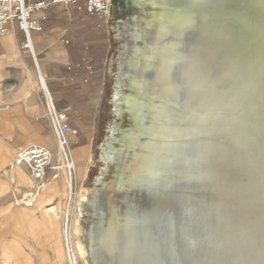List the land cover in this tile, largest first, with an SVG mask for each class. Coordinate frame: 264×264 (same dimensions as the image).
I'll use <instances>...</instances> for the list:
<instances>
[{
  "label": "rangeland",
  "instance_id": "374dc122",
  "mask_svg": "<svg viewBox=\"0 0 264 264\" xmlns=\"http://www.w3.org/2000/svg\"><path fill=\"white\" fill-rule=\"evenodd\" d=\"M136 1L112 0L111 15L119 25V38L110 60L108 103L94 155V168L85 184H71V194L65 205L63 237L64 246L71 250L68 262L126 264L122 254L129 244L131 249L135 245L136 250L130 249L129 254L130 259L134 257L131 262L134 264L140 249L145 254L155 248L148 215L156 208L161 216L166 214L168 230L166 253L162 239L156 251L158 264H264V0H168L167 5L163 4L164 0ZM259 9L261 11L256 12ZM254 13L262 14H257L261 16L257 18L263 17L259 19L263 24L253 31L247 19L241 22L234 16L249 17ZM160 27L167 31L164 30L163 34L162 30V37L157 36ZM126 32L132 35L130 46L126 43ZM124 64L133 65L136 77L144 87L135 99L138 103L132 112L134 116L122 105L120 112L117 111L115 105L116 95L122 100L130 94L129 80L122 79L121 75ZM198 73L206 78L211 76V82L207 81L209 78H197ZM190 74L199 81L196 82ZM200 82L204 86L198 85ZM194 87L193 91L191 88ZM181 89L182 92L185 90L184 95H189H182ZM190 89L194 92L193 97ZM195 91L200 93L198 97ZM202 93L207 98H202ZM155 110L162 111L159 112L161 116ZM206 117L209 118L204 122ZM152 136L158 138L156 141L161 144L163 152ZM110 137L116 141L111 143ZM110 148L117 161L113 158L105 162L104 153ZM171 152L172 156H168ZM142 159L149 164L146 160L139 163ZM146 164L148 168H145ZM150 177H153L152 181L156 178V185ZM150 182L153 189L148 191ZM164 182H168V186H164ZM113 183L114 192L110 191L105 199L95 201L104 214L107 233L111 230L115 234L110 241L103 243L99 235L95 237L97 244L101 242L97 247L100 249L103 244V249L101 257L93 259L91 232L102 221L100 211L93 206V193L81 206H78V196L85 193L84 188L110 190ZM133 198L138 202L136 199L133 202ZM77 218L80 219L81 232L73 239ZM134 219H137L138 234L137 228L128 230ZM73 241H79L86 251L85 258L77 262L73 255L76 252Z\"/></svg>",
  "mask_w": 264,
  "mask_h": 264
},
{
  "label": "crops",
  "instance_id": "0c3cea01",
  "mask_svg": "<svg viewBox=\"0 0 264 264\" xmlns=\"http://www.w3.org/2000/svg\"><path fill=\"white\" fill-rule=\"evenodd\" d=\"M33 18L41 26L32 33L35 58L22 49L26 37L14 24L0 41V264H69L63 234L70 178L61 173L36 181L15 158L31 146L57 149L41 76L78 131L68 143L74 184H85L94 168L120 30L112 16L88 15L82 2L54 4Z\"/></svg>",
  "mask_w": 264,
  "mask_h": 264
},
{
  "label": "built area",
  "instance_id": "2783aa9c",
  "mask_svg": "<svg viewBox=\"0 0 264 264\" xmlns=\"http://www.w3.org/2000/svg\"><path fill=\"white\" fill-rule=\"evenodd\" d=\"M76 2H82L84 10L90 16L104 20L112 16V0H50L39 2L33 0H0V41L9 34L10 26L14 24L26 37L22 43V49L35 58L32 33L40 31L41 26L34 20L33 15L54 4L68 5ZM39 83L41 100L45 106V117L51 123L57 149L50 150L42 146H31L18 151L15 162L27 166L30 175L36 181H43L50 176L58 177L61 173H66L71 184H73L75 183L76 165L68 137L77 135L78 131L70 127L67 115L57 108L52 94L41 76Z\"/></svg>",
  "mask_w": 264,
  "mask_h": 264
},
{
  "label": "bare ground",
  "instance_id": "6f19581e",
  "mask_svg": "<svg viewBox=\"0 0 264 264\" xmlns=\"http://www.w3.org/2000/svg\"><path fill=\"white\" fill-rule=\"evenodd\" d=\"M168 0H164L163 1V4L164 5H167V2ZM231 1V0H230ZM234 1V0H233ZM204 2V1H203ZM136 3H140V0H137L136 1ZM229 3V2H228ZM227 3V4H228ZM233 4H234V2H233ZM232 4V5H233ZM232 7V6H231ZM236 7V6H235ZM207 8V7H206ZM208 9V8H207ZM236 9V8H235ZM211 10V9H210ZM213 11H214V9H213ZM216 11V10H215ZM259 11H261L260 9L258 10V11H256V12H259ZM264 11V10H263ZM217 12V11H216ZM202 13V12H201ZM232 13V12H231ZM234 13V12H233ZM213 14V13H212ZM229 14V13H228ZM236 14H237V12H236ZM257 14H261V13H257ZM208 16V15H207ZM228 16V15H227ZM232 16V15H231ZM234 16H236L237 18H239V20L241 21V22H243V20H245V22H246V19L248 20V19H250L249 17H251V16H241L240 14H239V16H237V15H234ZM258 16H260V15H258ZM257 16V17H258ZM261 16H262V14H261ZM260 16V17H261ZM205 17V16H204ZM264 17V16H263ZM263 17H262V19H263ZM237 18H235V19H237ZM202 19V18H201ZM259 19L260 20H262L261 18H258V25L260 26V23H259ZM233 20V19H232ZM264 21V20H263ZM237 22H238V20H237ZM263 24V23H262ZM264 25V24H263ZM240 28V27H239ZM242 28V27H241ZM162 30H163V32H162ZM164 30L166 31V29H164L163 27H160V28H158V33H157V36H161L162 35V33L164 34ZM247 30V29H246ZM248 31V30H247ZM162 32V33H161ZM172 32H175V30L174 31H172ZM249 32V31H248ZM165 33H167V31L165 32ZM170 33V32H169ZM168 33V34H169ZM194 33V32H193ZM248 34V33H247ZM167 35V34H166ZM130 37H132V35L130 34V33H128V32H126V40H127V45L128 46H130L131 45V38ZM162 37V36H161ZM164 37V36H163ZM166 37V36H165ZM226 37V36H225ZM248 37V36H247ZM158 38V37H157ZM175 38V37H174ZM252 38V37H251ZM251 38H250V40H251ZM161 39V38H160ZM158 40H159V38H158ZM180 40V39H179ZM224 40V39H223ZM222 40V41H223ZM253 45H256V44H253ZM224 47V46H223ZM238 48V47H237ZM255 48V47H254ZM172 50L174 49V48H171ZM197 50V49H196ZM225 50V49H224ZM175 51V50H174ZM193 51V50H192ZM258 52V51H257ZM230 54H231V52H230ZM150 55V54H149ZM174 55V54H173ZM194 55V54H193ZM195 56V55H194ZM236 56H237V54H236ZM192 57V56H191ZM240 57H242V56H240ZM201 59V58H200ZM203 59H205V58H203ZM217 59V58H216ZM215 59V60H216ZM223 59V58H222ZM177 60H179V59H177ZM188 60V59H187ZM212 60V59H211ZM205 61H207V60H205ZM217 61V60H216ZM127 62V61H126ZM181 62V61H180ZM225 62V61H224ZM206 63V62H205ZM207 63H208V61H207ZM220 63V62H219ZM222 63V62H221ZM213 64H214V62H213ZM125 65V64H124ZM180 65V64H179ZM207 65V64H206ZM212 65V64H211ZM133 66V65H132ZM132 66H130V65H125V67L122 69V79L125 77L126 79H128L129 80V84H128V88H129V91H130V94L129 95H126L122 100H120L119 99V95H116L115 96V105H116V107H117V111H119V107H120V105H122V106H124V107H126L127 108V111L129 112V114L131 115V116H134V114H132V112L134 113V109H135V106L137 105V103L138 102H136V100L135 99H137L136 97L139 95V94H141L142 92H143V86H142V83H141V81L140 80H138V78L136 77V70L134 69V68H132ZM173 66H175V64L173 65ZM177 66V65H176ZM190 67H191V65H189ZM205 66V65H204ZM221 66V65H220ZM164 67V66H163ZM179 67V66H178ZM178 67H176V68H178ZM180 67H181V65H180ZM209 67V66H208ZM224 67V66H223ZM170 68V67H169ZM186 68V67H185ZM210 68V67H209ZM214 68V67H213ZM162 69H164V68H162ZM161 69V70H162ZM184 69V68H183ZM188 69V68H187ZM190 69H192V68H190ZM203 69V68H202ZM205 69H206V67H205ZM211 69V68H210ZM221 69V68H220ZM224 69V68H223ZM247 69V68H246ZM166 70V69H165ZM177 70V69H176ZM178 71H181V70H178ZM184 71V70H183ZM188 71V70H187ZM200 71H201V69H200ZM204 71V70H203ZM207 71H208V69H207ZM168 72V71H167ZM173 72V71H172ZM186 72V71H185ZM192 72V71H191ZM202 72V71H201ZM201 72H199V73H201ZM211 72V71H210ZM181 73V72H180ZM180 73H179V75H180ZM190 73V72H189ZM199 73H198V75L196 76L197 78H198V76H200L199 78H201L202 76L201 75H199ZM219 73H220V71H219ZM163 74H165V73H163ZM168 74V73H167ZM184 74V73H183ZM202 74V73H201ZM210 74V73H209ZM218 74V73H217ZM178 75V76H179ZM182 75V74H181ZM212 75V74H211ZM215 76H216V74H214ZM222 75H224V74H222ZM184 76V75H183ZM190 76L192 77V75L190 74ZM169 76H167V78H168ZM171 77H173V76H171ZM191 77L189 78V79H191ZM211 77V76H210ZM210 77H207V78H209V79H207L206 78V76L204 75L202 78H206L207 79V81L209 80V82H211L210 81ZM217 77H219V76H217ZM163 78H165V77H163ZM178 78H180V77H178ZM188 78V77H187ZM193 79H195V81L197 82V81H199V80H196V78L195 77H192ZM172 79V78H171ZM170 79V80H171ZM186 79V78H185ZM184 79V81H186ZM189 79H187V80H189ZM206 79H204V80H206ZM214 79V78H213ZM164 80V79H163ZM166 80V79H165ZM202 80V79H201ZM216 80V79H215ZM172 81V80H171ZM183 81V82H184ZM190 81H193V80H190ZM203 81V80H202ZM175 82V81H174ZM182 82V81H181ZM213 82V81H212ZM220 82V81H219ZM169 83H170V81H169ZM193 83H194V81H193ZM208 83V82H207ZM206 83V81H205V84H207ZM167 84V83H166ZM201 84V85H200ZM204 83H199L198 85H200V86H202ZM165 85V84H164ZM169 85H171V84H169ZM167 86V85H166ZM181 86V85H180ZM183 86V85H182ZM189 86V85H188ZM192 86H195V85H193L192 84ZM204 86V85H203ZM206 86V85H205ZM173 87V86H172ZM176 87V86H175ZM167 88H168V86H167ZM169 88H171V86L169 87ZM174 88V87H173ZM199 88H202V87H199ZM203 88H205V87H203ZM192 90L193 89H195V87L194 88H191ZM190 89V90H191ZM196 89H197V87H196ZM168 90V89H167ZM187 90V89H186ZM191 90V91H192ZM201 90H204V89H200V91ZM184 92H185V90H183ZM194 91V90H193ZM191 92V96L193 97V94H194V92ZM197 92H199L198 90H196ZM196 91H195V93H196ZM172 92H175V91H172ZM177 92H179V90L177 91ZM181 92H182V89H181ZM180 92V93H181ZM184 92H182L183 94L182 95H184ZM188 92V91H187ZM202 92V91H201ZM204 92H205V90H204ZM167 93V92H166ZM206 93V92H205ZM178 94V93H177ZM187 95H189L188 93H186ZM185 94V95H186ZM200 93H196L195 94V96L197 95V97H198V95H199ZM207 94H209V92H207ZM168 95H170V94H168ZM178 95H180V94H178ZM184 95V96H185ZM171 96V95H170ZM181 96V95H180ZM202 98H204L205 97V95L202 93ZM215 96V95H214ZM140 97V96H139ZM168 97V96H167ZM177 97V96H176ZM179 97V96H178ZM177 97V98H178ZM187 97V96H186ZM186 97H184V98H186ZM200 97V96H199ZM208 97H210V96H208ZM141 98V97H140ZM172 98V97H171ZM188 99H189V97H187ZM195 98V97H194ZM205 98H207V97H205ZM204 98V99H205ZM211 98V97H210ZM216 98V97H215ZM139 99V98H138ZM182 99H183V96H182ZM181 99V100H182ZM191 99V98H190ZM189 99V100H190ZM193 99V98H192ZM196 100H200V98H195ZM161 100H163V99H161ZM167 100V99H166ZM188 100V101H189ZM207 100V99H206ZM209 100V99H208ZM170 101V100H169ZM183 101V100H182ZM201 101V100H200ZM216 101V100H215ZM176 102V101H175ZM203 102V101H202ZM210 102H211V100H210ZM163 103V102H162ZM183 103H184V101H183ZM199 103V102H198ZM204 103V102H203ZM211 103H213V102H211ZM180 104V103H179ZM185 104V103H184ZM206 103H204V105H205ZM200 105V104H199ZM202 105V104H201ZM157 106H159L158 104H157ZM161 106V105H160ZM208 106H209V104H208ZM208 106H206V107H208ZM180 107V106H179ZM164 108H165V106H164ZM169 108V107H168ZM116 109V108H115ZM159 109V108H158ZM166 109V108H165ZM165 109H163V110H165ZM179 109V108H178ZM177 109V110H178ZM170 110H171V108H170ZM202 110V109H201ZM156 111V110H155ZM173 111V110H172ZM120 112V111H119ZM156 112H158V111H156ZM159 112H162V111H159ZM158 112V113H159ZM179 112V111H178ZM157 113V114H158ZM166 113V112H165ZM165 113H163V114H165ZM160 114V113H159ZM155 115V114H154ZM153 115V116H154ZM166 115V114H165ZM180 115V114H179ZM157 116V115H156ZM155 116V117H156ZM160 116H161V114H160ZM167 117H168V115H167ZM170 117V116H169ZM218 117H220V115L219 116H216V118L218 119ZM157 118V117H156ZM158 118H159V116H158ZM161 119H162V117H160ZM207 118H209V117H206L204 120V122H206V119ZM169 119V118H168ZM180 119V118H179ZM219 119H221V118H219ZM216 120V119H215ZM162 121H163V119H162ZM169 121H172L173 122V119H169ZM177 121H178V119H177ZM202 121H203V119H202ZM208 121H209V119H208ZM212 121V120H211ZM222 121H223V119H222ZM227 121V120H226ZM153 122H154V119H153ZM160 122V121H159ZM165 122V121H164ZM163 122V123H164ZM167 122V121H166ZM171 122V123H172ZM200 122V121H199ZM221 122V121H220ZM158 123V122H157ZM168 123V122H167ZM179 123L181 124V122L179 121ZM210 123V122H209ZM155 124V123H154ZM175 124V123H174ZM182 124H184V123H182ZM181 124V125H182ZM203 124V123H202ZM214 124V123H213ZM169 125H171L170 123H169ZM204 125V124H203ZM206 125V124H205ZM161 126V125H160ZM167 126H168V124H167ZM166 125H165V127H167ZM182 126H185V124L184 125H182ZM163 127H164V125H163ZM171 127V126H170ZM158 128V127H157ZM198 128V127H197ZM170 129H172L173 130V128L171 127ZM195 129V128H194ZM217 129H218V127H217ZM198 130V129H197ZM201 130V129H200ZM156 131V130H155ZM206 131V130H205ZM127 132V131H126ZM158 132V131H157ZM203 132V131H202ZM218 132V131H217ZM221 132V131H220ZM129 133V132H128ZM159 133V132H158ZM157 133V134H158ZM177 133V132H176ZM175 133V134H176ZM207 133V132H206ZM230 133V132H229ZM133 134H134V132H133ZM155 135V134H154ZM202 135V134H201ZM208 135V134H207ZM214 135V134H213ZM158 136V135H157ZM161 136V135H160ZM162 137V136H161ZM219 137V136H218ZM151 138H153V136L151 137ZM229 138V137H228ZM243 138V137H242ZM164 139V138H163ZM166 139H167V137H166ZM166 139H164V140H166ZM171 139V138H170ZM111 143H114V141H116V139L114 138V137H110L109 139H108ZM156 140H158V138L157 139H154L153 138V141H155V142H157ZM231 140V139H230ZM167 141H169L168 139H167ZM159 142H160V140H159ZM161 142H164V141H161ZM166 142V141H165ZM209 142V141H208ZM172 143V142H171ZM212 144V143H211ZM210 144V145H211ZM152 145H155L154 143L152 144ZM156 145L158 146L159 145V143L157 142L156 143ZM177 145V144H176ZM205 145V144H204ZM240 145V144H239ZM150 146V145H149ZM149 146H148V148H149ZM156 146V147H157ZM161 144L157 147L159 150H161L162 151V149H161ZM184 146V145H183ZM227 147V146H226ZM154 148V147H153ZM156 148V149H157ZM163 148V147H162ZM202 148V147H201ZM149 149H151V147L149 148ZM156 149H153V150H155L156 151ZM164 149H165V147H164ZM182 149V148H181ZM216 149V148H215ZM232 149V148H231ZM146 150H148V149H146ZM152 150V151H153ZM158 150V151H159ZM172 150V149H171ZM178 150V149H177ZM180 150V149H179ZM183 150H184V147H183ZM183 150H182V152H183ZM240 150V149H239ZM154 151V152H155ZM158 151H156V152H158ZM211 151V150H210ZM213 151V150H212ZM229 151H232V150H229ZM146 152V151H145ZM147 152H149V150L147 151ZM155 152V153H156ZM163 152V151H162ZM164 152H166V151H164ZM218 152H219V150H218ZM154 153V154H155ZM158 153H160V152H158ZM225 153V152H224ZM238 153V152H237ZM147 154V153H146ZM166 154V153H165ZM178 154V153H177ZM207 154V153H206ZM213 154V153H212ZM142 155V154H141ZM172 156V152H171V154L169 153V155L168 156ZM211 155V154H210ZM218 155V154H217ZM217 155H216V158H217ZM229 155V154H228ZM234 155V154H233ZM151 156V155H150ZM149 156V157H150ZM183 156V155H182ZM181 156V157H182ZM213 156H214V154H213ZM220 156V155H219ZM230 156V155H229ZM238 156V155H237ZM236 156V157H237ZM233 157V156H232ZM114 158V160L115 161H117V157L116 156H114V155H112V149L110 148L108 151H106L105 153H104V156H103V159H104V161L105 162H109L111 159H113ZM150 158H152V157H150ZM172 158H174V157H172ZM177 158V157H176ZM179 158V157H178ZM186 158H188V157H186ZM191 158V157H190ZM215 158V157H214ZM227 158V157H226ZM147 159V158H146ZM145 159V160H146ZM153 159V158H152ZM152 159H151V161H152ZM160 159V158H159ZM179 159H181L182 160V158H179ZM222 159V158H221ZM225 159V158H224ZM229 159V158H228ZM244 159V158H243ZM143 160L144 159H142V161L140 160V162L139 163H141V162H143ZM144 160V161H145ZM184 160V159H183ZM178 161V160H177ZM219 161V160H218ZM222 161H223V159H222ZM228 161V160H227ZM146 163H148V161L146 160L145 161ZM150 162V161H149ZM161 162V161H160ZM185 162V161H184ZM210 162V161H209ZM217 162V161H216ZM116 163V162H115ZM138 163V164H139ZM172 163V162H171ZM224 163V162H223ZM262 163V162H261ZM143 164V163H142ZM149 164V163H148ZM166 164V163H165ZM164 163L162 164V165H165ZM195 164V163H194ZM221 164V163H220ZM156 165H157V162H156ZM156 165H155V167H156ZM174 165V164H173ZM202 165V164H201ZM225 165V164H224ZM227 165H228V163H227ZM137 166V165H136ZM139 166V165H138ZM146 167L145 168H148L147 167V164L145 165ZM184 166V165H183ZM191 166V165H190ZM200 166V165H199ZM203 166V165H202ZM229 166V165H228ZM135 167V166H134ZM160 167V166H159ZM163 167V166H162ZM180 167V166H179ZM192 167H194V166H192ZM196 167V166H195ZM210 167V166H209ZM216 167H218V166H216ZM152 168V167H151ZM171 168V167H170ZM173 168V167H172ZM190 168V167H189ZM197 168V167H196ZM132 169H133V167H132ZM135 169V168H134ZM194 169V168H193ZM215 169H217V168H215ZM225 169V168H224ZM238 169V168H237ZM168 170V169H167ZM183 170V169H182ZM187 170H189V169H187ZM195 170H197V169H195ZM214 170V169H213ZM239 170V169H238ZM151 171V170H150ZM185 171V170H184ZM193 171V170H192ZM237 171V170H236ZM134 172V171H133ZM191 172V171H190ZM196 172V171H195ZM197 172H199V171H197ZM228 172H229V170H228ZM172 173V172H171ZM188 173V172H187ZM186 173V174H187ZM193 173V172H192ZM220 173V172H219ZM180 174V173H179ZM200 174V173H199ZM204 174V173H203ZM222 174V173H221ZM148 176H150L149 175V172H148V174H147ZM146 175V176H147ZM146 176H145V178L144 179H146ZM148 176H147V178H148ZM162 176V175H161ZM224 176V175H223ZM131 177V176H130ZM164 177V176H163ZM162 177V178H163ZM210 177V176H209ZM209 177H208V179H209ZM215 177V176H214ZM213 177V178H214ZM152 178L153 177H150V179H151V181H152ZM190 178V177H189ZM193 178V177H192ZM196 178V177H195ZM212 178V177H211ZM212 178V179H213ZM223 178V177H222ZM246 178V177H245ZM143 179V180H144ZM150 179H149V181H150ZM194 179V178H193ZM192 179V180H193ZM208 179H205V180H208ZM261 179V178H260ZM157 180H159L160 181V179H158L157 178ZM164 180V179H163ZM162 179H161V181H163ZM215 180V179H214ZM145 181V180H144ZM146 181H147V179H146ZM154 181H156V178L154 179ZM154 181H152V182H154ZM165 181V180H164ZM196 182V181H195ZM204 182V181H203ZM209 182H210V180H209ZM216 182V181H215ZM147 183V182H146ZM160 183H162V182H160ZM168 183V182H167ZM167 183L166 182H164V186H166L167 185ZM208 183V182H207ZM144 183H142L141 185H143ZM150 184H151V186H153V184L150 182L149 184H147V185H149L148 187H151L150 186ZM154 184L156 185V183L154 182ZM159 183H157V186H159L158 185ZM206 184V183H205ZM212 184H214V181H213V183ZM146 185V184H145ZM196 185V184H195ZM156 186V187H157ZM163 185H162V187H164ZM168 186V185H167ZM206 186V185H205ZM155 187V186H154ZM237 187V186H236ZM141 188H142V186H141ZM151 189H153V187H151L148 191H150ZM84 190H85V193H83V194H81V195H79L78 196V206H81L82 204H83V202H87L88 201V195L90 194V193H93L94 194V202H93V206H95L96 208L98 207V209H99V211H100V215H99V217H100V219L102 220L94 229H93V231L91 232V237H92V250H93V253L91 254V257H92V255H94V257H93V259L94 258H99V257H101V252H102V245L103 244H101V248L99 249L98 247H97V245L98 244H100L99 242H98V244H97V239L96 240H94L95 239V237L97 236V235H99L100 236V239L102 240V243L103 242H108V241H110V239H111V236L113 235V233L114 232H111V230H108L109 231V233H107V225L105 224V220H104V214H103V212H102V210L100 209V205H99V203H98V205L96 204V201H101V200H103V199H105L106 198V195H109L108 193L110 192V191H113V190H115V183H113L111 186H110V190H103V189H95V190H90V189H88V188H84ZM140 190V189H139ZM144 190V189H143ZM146 190V189H145ZM166 190V189H165ZM251 190V189H250ZM147 191V190H146ZM82 192V191H81ZM114 192V191H113ZM125 192V191H124ZM112 193V192H111ZM126 193V192H125ZM122 194V193H121ZM129 194V193H128ZM131 196V195H130ZM129 196V197H130ZM107 197H109V196H107ZM138 197V196H137ZM113 198V197H112ZM117 198V197H116ZM115 199V198H114ZM130 199V198H129ZM134 199H136V198H133V202H135V201H137V199L134 201ZM139 199H141V198H139ZM96 200V201H95ZM120 200H121V198H120ZM119 200V202H121ZM123 200H126V198L124 199L123 198ZM127 200H128V198H127ZM126 200V201H127ZM111 201V200H110ZM116 201V200H115ZM129 201V200H128ZM131 201V200H130ZM186 201V200H185ZM132 202V201H131ZM138 202V201H137ZM61 203V202H60ZM128 203V202H127ZM130 203V202H129ZM137 204V203H136ZM130 205V204H129ZM139 205V204H138ZM154 205V204H153ZM164 205H165V203H164ZM188 205V204H187ZM131 206V205H130ZM171 206V205H170ZM133 207V206H132ZM262 207V206H261ZM52 208V207H51ZM170 208V207H169ZM168 208V209H169ZM254 208V207H253ZM257 210V209H256ZM98 211V212H99ZM169 211V210H168ZM259 211V210H258ZM263 211V210H262ZM193 212V211H192ZM257 212V211H256ZM54 213V212H53ZM259 213V212H258ZM261 214V213H260ZM168 215V214H167ZM263 215V214H262ZM261 216V215H260ZM131 217V216H130ZM129 217V218H130ZM169 217V216H168ZM133 218V217H132ZM136 218V217H135ZM261 219V218H260ZM129 220V219H128ZM130 220H132V219H130ZM135 221H133V222H131V224H129V228H128V230H134V229H136L137 228V230H136V233L138 232V223H137V219H134ZM261 221H262V219H261ZM255 222V221H254ZM254 222H252V223H254ZM262 223V222H261ZM128 224V223H127ZM125 227V226H124ZM119 231H121V229L120 230H118V236H117V238H119V236H120V234H119ZM195 231V230H194ZM80 232H81V224H80V219L79 218H77L76 219V221H75V223H74V232H73V239L74 238H76V236H79L80 235ZM104 232V233H103ZM123 232V231H122ZM125 232V231H124ZM134 232V231H133ZM126 233V232H125ZM129 233V232H128ZM128 233H126V234H128ZM132 233V232H131ZM135 233V232H134ZM67 234V233H66ZM115 234V233H114ZM125 234V235H126ZM138 234V233H137ZM137 234H136V236L135 237H137ZM181 235V234H180ZM98 236V237H99ZM133 236V237H134ZM134 237V238H135ZM126 238V237H125ZM136 239V238H135ZM119 240H120V238H119ZM201 240V239H200ZM96 241V242H95ZM132 242H134V240H131ZM136 241V240H135ZM75 242V243H74ZM130 241H128V243H129ZM184 242V241H183ZM73 243L76 245V252H74L73 253V255H74V259L76 260V262H77V260H80V259H83V258H85V256H86V251H85V248L83 247V245L79 242V241H73ZM67 245V244H66ZM125 245H127V243H125ZM131 245V244H130ZM133 245V244H132ZM68 246V245H67ZM134 248V249H133ZM132 249L133 250H136L135 249V245H134V247H133ZM130 246H129V244H128V246L127 247H125V251H123V260L124 261H126V264H132L131 262H132V258L134 259V257H131V259L129 258V254L131 253L130 252ZM131 249V250H132ZM65 250H66V256L65 257H67L68 256V254H70L71 255V250H69V248L67 249L66 247H65ZM64 250V251H65ZM67 259H68V257H67ZM133 262H134V260H133Z\"/></svg>",
  "mask_w": 264,
  "mask_h": 264
},
{
  "label": "water",
  "instance_id": "95a60500",
  "mask_svg": "<svg viewBox=\"0 0 264 264\" xmlns=\"http://www.w3.org/2000/svg\"><path fill=\"white\" fill-rule=\"evenodd\" d=\"M248 19V26L253 31L254 29H258V18L257 14H251V17ZM260 26H262L260 21ZM150 222H151V233L153 237V244L155 245V248L149 253L142 251V249L139 250L137 254V258L135 260L134 264H158V259L156 255L157 248L159 246V242L162 239V247L166 253V242H167V223H166V214L163 213L162 216L160 215L158 209L154 208L153 210H150L148 215Z\"/></svg>",
  "mask_w": 264,
  "mask_h": 264
}]
</instances>
